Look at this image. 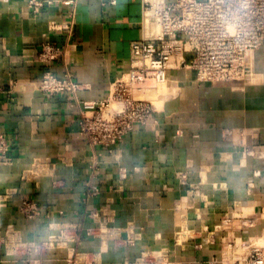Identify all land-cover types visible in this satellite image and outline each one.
I'll return each mask as SVG.
<instances>
[{
	"label": "crops",
	"instance_id": "crops-1",
	"mask_svg": "<svg viewBox=\"0 0 264 264\" xmlns=\"http://www.w3.org/2000/svg\"><path fill=\"white\" fill-rule=\"evenodd\" d=\"M141 1H53L34 13L28 0H0V131L12 158L0 167V194L11 193L0 236L10 230L33 246L12 253L1 243L0 264H141L160 254L198 262L217 252L196 244L227 207L264 203L262 56L244 80L196 82L170 71L174 96L110 147L80 135L82 101L106 96L142 37ZM45 40L64 55L38 60ZM46 71L71 73L81 88L48 96L39 89ZM118 166L127 171L121 184ZM25 198L37 203L34 216L20 211Z\"/></svg>",
	"mask_w": 264,
	"mask_h": 264
},
{
	"label": "built area",
	"instance_id": "built-area-1",
	"mask_svg": "<svg viewBox=\"0 0 264 264\" xmlns=\"http://www.w3.org/2000/svg\"><path fill=\"white\" fill-rule=\"evenodd\" d=\"M53 1L74 6L78 0H28V6L38 13ZM101 1L115 3V0ZM141 2L143 34L130 43L128 66L109 82L104 98L82 101L79 133L93 146L110 147L136 126L147 125L154 108L139 94L164 82L170 71H189L196 81H234L246 78L259 50L264 63V0ZM64 28L67 27L50 25V29ZM64 53L63 47L45 40L37 56L41 62H52ZM80 88L68 72L57 76L46 71L39 83V89L48 96L74 95ZM11 161L8 139L0 131V167ZM119 170L120 178L125 179L126 169ZM181 175L183 178L184 174ZM255 175L262 177L259 173ZM248 186L254 187L252 182ZM92 189L97 193L96 186ZM10 194H0V206ZM20 209L31 217L37 213L38 205L24 199ZM98 211L95 209L92 214L96 216ZM204 232L205 239L196 244L197 248L215 247L216 240L219 241L217 252L209 258L177 263L160 254L153 260H143V264H264V203L252 212L228 211L217 225ZM1 242L12 253L33 247L10 230L0 237Z\"/></svg>",
	"mask_w": 264,
	"mask_h": 264
},
{
	"label": "rangeland",
	"instance_id": "rangeland-1",
	"mask_svg": "<svg viewBox=\"0 0 264 264\" xmlns=\"http://www.w3.org/2000/svg\"><path fill=\"white\" fill-rule=\"evenodd\" d=\"M61 47V46H60ZM261 56H262V52H261V50H259L256 54H255V59L254 60H261ZM62 56H60L59 58H61ZM44 63H50V62H44ZM263 63V59H262V62H258V63H256V65L258 66V68H260V70H263L264 71V63ZM257 72V71H256ZM43 77V76H42ZM42 79V78H41ZM168 79H170V78H168ZM195 81H196V79H195ZM197 82V81H196ZM199 82H203V81H199ZM259 84H261L263 87H264V80L262 81V83H259ZM161 89V87H159L158 89H156V90H152V91H149V93H151V92H154V93H152V94H155L156 93V95H158V91ZM155 91H157V92H155ZM152 94H151V99H152V97H154V96H152ZM174 96V95H173ZM173 96H171V97H173ZM171 97H168V98H171ZM150 98L148 99V101H150L151 103H152V100H154V99H152V100H150ZM156 98V97H155ZM156 102V104H155V102ZM153 101V103L155 104H153L152 103V106H153V108L154 109H158V107L160 106L159 105V101L158 100H154ZM163 101V100H162ZM157 106V107H156ZM2 132V131H1ZM116 144V143H115ZM245 151L247 152V153H249V154H252V156H254V154H256V152L254 151V148H245ZM120 167H123V166H118V169H117V171H118V178H117V183L118 184H121L122 183V181H124L125 179H121L120 178V170H119V168ZM125 168V167H124ZM181 174H184L183 176V178H182V175ZM178 180H179V182L180 183H182V184H186L187 183V176L185 175V173H180L179 175H178ZM93 192H94V190H93ZM26 199V198H25ZM24 200V199H23ZM20 206H21V204H20ZM20 209V208H19ZM233 209V210H232ZM254 209V208H253ZM253 209H248V211H246V212H252L253 211ZM247 210V209H246ZM20 211H21V209H20ZM228 211H231V212H240L239 211V209H237V207L235 208L234 206H229V207H227L224 211H223V213H221L220 214V216L218 217L219 218V220H220V218H221V216L224 214V213H226V212H228ZM22 212V211H21ZM23 213V212H22ZM23 214H25V213H23ZM218 218H217V220H218ZM218 220V221H219ZM218 221H216V222H213V223H211L210 224V226H209V228H213L215 225H217L218 224ZM0 237H2L3 238V236H0ZM218 242V243H217ZM1 243H4V242H1ZM1 243H0V245H1ZM219 241L218 240H216V246H215V248H216V250L218 249V247H219ZM218 246V247H217ZM153 257L154 256H152V257H150V260L152 259L153 260ZM145 262V261H143V259H142V261L140 262L141 264H143V263ZM69 264H75L76 263V261H75V259H74V257H72L71 259H69V262H68Z\"/></svg>",
	"mask_w": 264,
	"mask_h": 264
},
{
	"label": "bare ground",
	"instance_id": "bare-ground-1",
	"mask_svg": "<svg viewBox=\"0 0 264 264\" xmlns=\"http://www.w3.org/2000/svg\"><path fill=\"white\" fill-rule=\"evenodd\" d=\"M159 87H161V89L158 91L159 92L158 95H156V93L155 94H152L154 92L149 93V91L156 90ZM177 88H178V85H177L176 81L171 80V79H166L164 82H162L161 84H159V85H157L155 87L142 90L139 95L141 97H144L145 99H149L151 97V94H152V96H154V97H152V99L158 100L160 102L159 105H161L162 100H165L166 98L170 97L173 93H175L177 91ZM155 92H157V91H155ZM152 99L150 98V100H152ZM154 100H152V103H153ZM156 102H155V104H156ZM158 109H159V107H158ZM238 209L242 213H246V211H248V209L246 210V207H241L240 206Z\"/></svg>",
	"mask_w": 264,
	"mask_h": 264
}]
</instances>
